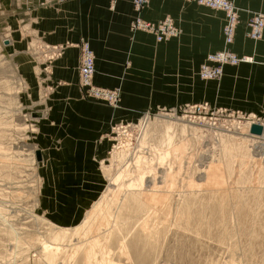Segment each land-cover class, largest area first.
Here are the masks:
<instances>
[{"label": "rangeland", "instance_id": "1", "mask_svg": "<svg viewBox=\"0 0 264 264\" xmlns=\"http://www.w3.org/2000/svg\"><path fill=\"white\" fill-rule=\"evenodd\" d=\"M10 33L0 25V264H264L263 126L249 132L264 112L149 107L113 123L90 164L54 165L38 71ZM107 88L118 102L101 103L120 108Z\"/></svg>", "mask_w": 264, "mask_h": 264}, {"label": "crops", "instance_id": "2", "mask_svg": "<svg viewBox=\"0 0 264 264\" xmlns=\"http://www.w3.org/2000/svg\"><path fill=\"white\" fill-rule=\"evenodd\" d=\"M40 1L0 0V25L11 32L30 72L38 71L33 81L45 102L39 140L48 155L60 159L50 160L54 165L90 164L85 161L104 147L101 137L113 123L149 107L206 101L264 112V37L254 44L244 35L250 14L264 13V0H232L241 12L231 48L252 54L258 63L225 65L219 82L201 80L196 71L208 52L223 45L221 11L183 0H150L141 12L144 19L170 15L180 29L177 37L157 42L151 33L130 32L135 16L131 0ZM82 39L94 51V83L119 86L120 108L81 98L76 44Z\"/></svg>", "mask_w": 264, "mask_h": 264}, {"label": "built area", "instance_id": "3", "mask_svg": "<svg viewBox=\"0 0 264 264\" xmlns=\"http://www.w3.org/2000/svg\"><path fill=\"white\" fill-rule=\"evenodd\" d=\"M68 0H41L40 5L62 4ZM150 0H131L135 9V16L130 22L129 30L134 33L143 31L153 34L157 42L177 37L180 29L177 27L174 19L170 16H164L156 21H149L141 16L142 10L147 6ZM194 2L197 5L207 7L212 10L223 13L224 22L221 28L223 45L220 49L208 52L199 65L198 74L205 80H218L223 75L225 65H237L243 62H252V55L237 54L231 46L235 40V34L240 22L239 8L232 0H184ZM264 33V14L255 13L250 16L246 22V36L253 41L262 38ZM79 48L78 64V86L82 96L94 101L104 102L115 106L119 99L118 91L112 88L102 87L94 83L95 55L90 43L84 39L77 44ZM255 123V122H253ZM263 126L264 123L257 122Z\"/></svg>", "mask_w": 264, "mask_h": 264}, {"label": "water", "instance_id": "4", "mask_svg": "<svg viewBox=\"0 0 264 264\" xmlns=\"http://www.w3.org/2000/svg\"><path fill=\"white\" fill-rule=\"evenodd\" d=\"M8 40H4V44H7ZM34 116H39V113H34ZM249 132L253 133V134H261L262 132V125L259 123H253L251 124L250 128H249ZM41 153L40 151H36V156H37V160H40L41 158Z\"/></svg>", "mask_w": 264, "mask_h": 264}, {"label": "bare ground", "instance_id": "5", "mask_svg": "<svg viewBox=\"0 0 264 264\" xmlns=\"http://www.w3.org/2000/svg\"><path fill=\"white\" fill-rule=\"evenodd\" d=\"M60 235H61L60 233L57 234V235L55 236L54 239H55L56 241L59 240V239H61L62 237H61ZM54 239H53V240H54ZM60 241H61V240H60ZM53 249H54V248H52V247H51V249H49V256H50V257H52V256L54 255V251H53ZM50 250H51V251H50ZM47 253H48V252H47ZM94 254H95V253H94ZM47 255H48V254H47ZM47 259L50 260V258H47Z\"/></svg>", "mask_w": 264, "mask_h": 264}]
</instances>
